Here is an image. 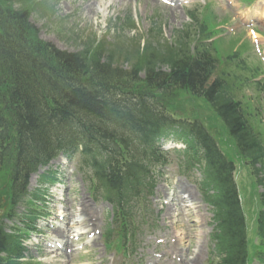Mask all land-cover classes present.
I'll use <instances>...</instances> for the list:
<instances>
[{
	"label": "trees",
	"instance_id": "16d2710c",
	"mask_svg": "<svg viewBox=\"0 0 264 264\" xmlns=\"http://www.w3.org/2000/svg\"><path fill=\"white\" fill-rule=\"evenodd\" d=\"M27 18L26 10H13L0 3V172L5 170L9 174L6 201L13 205L23 196L24 183L37 163L45 162L56 144L73 138L75 133L99 136L102 143L112 146L117 140L135 139L139 144L143 140L151 141L158 122H154L157 116L154 118L149 113L152 111L146 103L148 98L142 95L140 112L135 111L143 118L139 121L104 104L96 89L113 85L107 79L121 77L122 72L97 57L89 73L80 56L41 44ZM216 65L217 60L205 53H198L194 58L178 56L169 63L168 74L156 72L147 65L146 84L163 93L179 88L203 94L236 137L241 151L257 162L264 155L258 136L248 125L240 100L234 98L232 85L215 76ZM87 88L95 91L87 92ZM110 99L115 100L112 95ZM119 131H127L128 135L120 137ZM134 151L138 150L134 148ZM118 159L123 161L120 154ZM217 163L210 164L212 181L220 193L217 202L223 232L220 235L222 253L218 254L217 264H243L246 248L242 219L229 180L230 165ZM93 167L96 177L101 179L97 166ZM106 167L103 171L108 172L103 173V182L112 186L111 181L116 182L121 173L111 165V160L106 161ZM8 206L5 217L11 218L14 213L12 206ZM115 210L114 221L126 237L136 210L127 212L128 206L120 202H115ZM2 229L0 264H25L18 261L22 257L18 239L12 234L6 235Z\"/></svg>",
	"mask_w": 264,
	"mask_h": 264
},
{
	"label": "rangeland",
	"instance_id": "374dc122",
	"mask_svg": "<svg viewBox=\"0 0 264 264\" xmlns=\"http://www.w3.org/2000/svg\"><path fill=\"white\" fill-rule=\"evenodd\" d=\"M87 1L89 0H36L35 2H27L26 4L30 9L31 21L37 27L40 37L53 42L60 49L81 51L82 49L92 48L98 43L103 42L101 48L107 53L117 55L123 60L128 61L137 60V58L140 57L141 49L145 46H147V51L156 49L165 52L164 40H170L174 31L184 29L185 27L182 26H184V22L187 21L186 19L181 20L183 13L180 12L182 15L181 17L180 14H175L171 12L170 9L161 7L158 3L155 4L149 0H131L139 2L137 12L128 8V0L127 2L124 0H101L102 4H107L108 7L106 11L97 12V14V7L93 6L96 4V0H93L92 3V8L95 13L85 12L84 7L87 6ZM0 3L4 5L5 0H0ZM14 6L19 8L21 3L17 2ZM209 7H211V4H208V8ZM151 8L154 10L152 11ZM231 10L233 9L226 7L220 14L217 13V17L216 15L214 16L220 20L226 19V25L236 24ZM156 15H158L156 23H165L161 29L160 35L157 36V38H152L148 36V33L151 31L150 28H155L154 26L158 25H153L152 21L153 17ZM128 16L134 18L131 17L129 18L131 21H127L125 18ZM123 19L124 22H122ZM126 23L129 24L127 27L125 26ZM133 23L134 27L131 28ZM157 32L156 30L154 33ZM154 33L152 32L151 35L154 36ZM234 34L235 33H233V35ZM242 38L244 40L250 39L247 31L243 33ZM162 40L163 42H161ZM227 42L226 39H223L218 42L219 44H217V46L213 47V51L217 56L225 57L232 53L236 46V38L229 42V44H227ZM247 47L249 48V45L246 43L245 51H247ZM246 56H250L249 59L252 63L257 62L252 51H249ZM249 66L253 65L249 63ZM218 71H220L219 68ZM227 72L231 76L239 75L237 70ZM239 89H242V85L239 86ZM254 97L255 94L253 91L245 90L246 102L254 104L256 102L252 100ZM183 100H187L194 105H201L199 102L190 98H185ZM176 110V113L182 115V113H180V111H182L181 108H177ZM201 117L208 123L207 126L211 128L214 133L220 130L219 123L215 121L212 114L208 112L204 106H202ZM261 128L264 130V125L261 126ZM221 145L228 155L231 152L234 153L231 146L232 142L226 134L222 137ZM233 160L236 162L238 169L236 181L242 196L244 211L249 223H251L258 207L257 190L252 184L253 180L246 167L244 165L242 166L235 158H233ZM36 181L37 179L32 177L29 187L30 190L34 189L37 184ZM76 186L75 192H72V194L77 198H81L83 201L81 207L84 206L82 208L88 213L87 215L83 213L87 217L85 223L92 229H95V233H98V231L101 232L102 229H104V224L108 223L109 208L106 205H95L89 202L87 199L86 187L78 177H76ZM165 186H168L167 190H165ZM189 186V183H186L182 179L177 180L174 176H171L170 181L167 183L164 180L160 182L156 188L159 195L155 196L153 199L155 208L161 210L156 222L160 229L159 231H147L145 233V242L142 246L147 242L150 243V246L146 249L140 248L137 256L131 260V264H136L138 259L143 255L145 258L142 264H185L194 256L198 245L201 247L198 259L190 264H204L207 238L195 233L199 231V228L194 225V222H190V219H193V217L190 216L189 218V212L187 213L184 209L181 211L179 206L172 207L170 204L162 206L163 198H166L169 193H174V195L179 198L186 194L196 203L197 196L193 195L192 189ZM169 190L170 192H167ZM72 194L69 192L68 197L70 199L72 198ZM180 194H182V196ZM47 202H50V200H47ZM54 203L57 205L56 201L51 199L50 206ZM47 211L55 214L54 210H52L51 207L49 208V206ZM196 211V221L199 223L198 226H200L202 225V212L204 211L200 206L196 207ZM178 214L180 216H178ZM177 220H179V222H177ZM84 240L85 237H82L80 240H75V243L81 244V247H83V254L81 253L79 256L76 254L67 264H115V262L111 263L112 257L106 253L100 238H95L91 246L82 245ZM156 240H158V242L162 240V242L158 243ZM249 240L252 241V238H249ZM47 241L48 239L45 236L44 238L39 237L36 246L28 245L29 251H31L30 254L32 258L40 264H55L49 261L50 255L46 252Z\"/></svg>",
	"mask_w": 264,
	"mask_h": 264
},
{
	"label": "bare ground",
	"instance_id": "6f19581e",
	"mask_svg": "<svg viewBox=\"0 0 264 264\" xmlns=\"http://www.w3.org/2000/svg\"><path fill=\"white\" fill-rule=\"evenodd\" d=\"M89 4V3H88ZM104 9V7L102 6V4L100 3V4H98L97 5V10H103ZM87 12L89 13V12H93V9H90L88 6H87ZM263 15H264V11H263ZM81 214H82V210H81V213L79 214V216H78V221H82V219H80L81 218ZM84 233V232H83Z\"/></svg>",
	"mask_w": 264,
	"mask_h": 264
}]
</instances>
